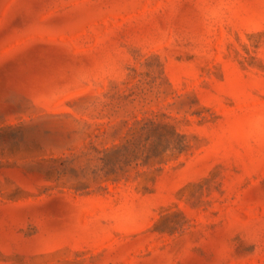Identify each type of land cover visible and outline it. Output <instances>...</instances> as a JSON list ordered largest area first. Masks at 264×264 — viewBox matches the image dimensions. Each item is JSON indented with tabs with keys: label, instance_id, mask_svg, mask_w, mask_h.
Returning a JSON list of instances; mask_svg holds the SVG:
<instances>
[{
	"label": "rangeland",
	"instance_id": "obj_1",
	"mask_svg": "<svg viewBox=\"0 0 264 264\" xmlns=\"http://www.w3.org/2000/svg\"><path fill=\"white\" fill-rule=\"evenodd\" d=\"M0 264H264V0H0Z\"/></svg>",
	"mask_w": 264,
	"mask_h": 264
},
{
	"label": "trees",
	"instance_id": "obj_2",
	"mask_svg": "<svg viewBox=\"0 0 264 264\" xmlns=\"http://www.w3.org/2000/svg\"><path fill=\"white\" fill-rule=\"evenodd\" d=\"M130 133L103 149L100 159L106 179L128 178L127 168L160 164L166 154L180 155L190 147L187 135L169 121H141Z\"/></svg>",
	"mask_w": 264,
	"mask_h": 264
}]
</instances>
